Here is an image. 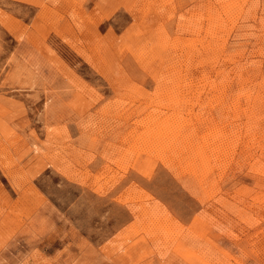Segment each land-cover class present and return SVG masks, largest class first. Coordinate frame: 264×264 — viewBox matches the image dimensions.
Returning <instances> with one entry per match:
<instances>
[{
    "label": "rangeland",
    "instance_id": "1",
    "mask_svg": "<svg viewBox=\"0 0 264 264\" xmlns=\"http://www.w3.org/2000/svg\"><path fill=\"white\" fill-rule=\"evenodd\" d=\"M0 264H264V0H0Z\"/></svg>",
    "mask_w": 264,
    "mask_h": 264
}]
</instances>
